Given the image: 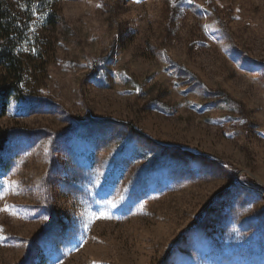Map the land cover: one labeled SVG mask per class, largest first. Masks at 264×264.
I'll list each match as a JSON object with an SVG mask.
<instances>
[{"label": "rangeland", "instance_id": "rangeland-1", "mask_svg": "<svg viewBox=\"0 0 264 264\" xmlns=\"http://www.w3.org/2000/svg\"><path fill=\"white\" fill-rule=\"evenodd\" d=\"M10 7L0 264H264V0Z\"/></svg>", "mask_w": 264, "mask_h": 264}, {"label": "trees", "instance_id": "trees-1", "mask_svg": "<svg viewBox=\"0 0 264 264\" xmlns=\"http://www.w3.org/2000/svg\"><path fill=\"white\" fill-rule=\"evenodd\" d=\"M45 0H28L30 6L41 4ZM10 7V0H0V69L4 73V82L0 85V118L5 115L8 99L17 98L21 93L19 84L22 82L23 66L14 53L13 41L20 38L21 30L16 28V20ZM15 38V39H14ZM5 144V135H0V152Z\"/></svg>", "mask_w": 264, "mask_h": 264}, {"label": "snow or ice", "instance_id": "snow-or-ice-1", "mask_svg": "<svg viewBox=\"0 0 264 264\" xmlns=\"http://www.w3.org/2000/svg\"><path fill=\"white\" fill-rule=\"evenodd\" d=\"M0 210H2V211H7L8 208H7V206H6L4 209H0Z\"/></svg>", "mask_w": 264, "mask_h": 264}]
</instances>
